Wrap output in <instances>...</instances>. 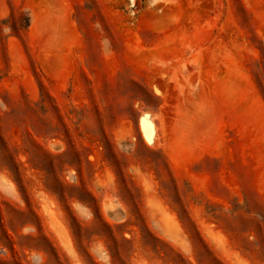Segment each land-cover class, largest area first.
Returning <instances> with one entry per match:
<instances>
[{"label": "rangeland", "instance_id": "374dc122", "mask_svg": "<svg viewBox=\"0 0 264 264\" xmlns=\"http://www.w3.org/2000/svg\"><path fill=\"white\" fill-rule=\"evenodd\" d=\"M0 264H264V0H0Z\"/></svg>", "mask_w": 264, "mask_h": 264}]
</instances>
